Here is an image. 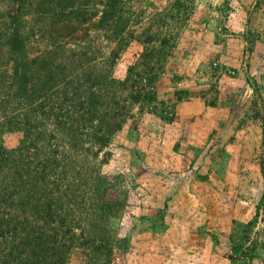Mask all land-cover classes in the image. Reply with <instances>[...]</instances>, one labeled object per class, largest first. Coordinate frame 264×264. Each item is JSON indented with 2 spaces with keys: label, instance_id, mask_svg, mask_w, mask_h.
Returning <instances> with one entry per match:
<instances>
[{
  "label": "rangeland",
  "instance_id": "1",
  "mask_svg": "<svg viewBox=\"0 0 264 264\" xmlns=\"http://www.w3.org/2000/svg\"><path fill=\"white\" fill-rule=\"evenodd\" d=\"M20 1L0 0V149L26 183L0 264L46 236L59 264H264V0ZM57 197L67 226L41 212Z\"/></svg>",
  "mask_w": 264,
  "mask_h": 264
},
{
  "label": "trees",
  "instance_id": "2",
  "mask_svg": "<svg viewBox=\"0 0 264 264\" xmlns=\"http://www.w3.org/2000/svg\"><path fill=\"white\" fill-rule=\"evenodd\" d=\"M16 1L19 3V5L21 4L20 0H16ZM41 11L43 12V10H41ZM17 38H19V36H17L16 34H13L11 36V39L13 42V44H11L12 46L22 44V40L20 39L17 41ZM66 98H68V96ZM30 148H29V150H30ZM21 153H23V158L21 159V161L25 162V165L24 164L23 165H24L26 171H28V178L30 177V179H31L29 169H30L31 165L33 164V162L28 161V157H29L28 156V148L27 147L23 148ZM12 156H13L12 153H10V152L5 153L0 149V186H1L0 203L9 202L8 206L10 208L14 207L12 200L14 197H16L19 194V191L21 189L20 182L22 184H26L25 182L21 181L22 178H21L18 171L15 173V178L13 177V172H11L10 174L7 173V170H9V169L11 170V167H10L11 159H10V157H12ZM44 158L45 157L43 156V153L41 150H38L32 157V159L35 160V164H34L35 166L32 169H39L40 173H41L40 177H37L34 179L35 182H38V181L44 182L45 181V177H44L45 174L48 173V171H50L51 169L53 170V168H54L53 165H55V164L53 163V161L50 159H44ZM26 160H27V162H26ZM32 173L37 174V171L34 170ZM53 191L55 192V190H51L50 192H48V194L51 195V193H53ZM4 193H8V197H4L2 195ZM47 197H52V196H47ZM47 201L48 202L44 204V208L41 211L45 215L46 219L50 223L51 222L54 223L53 217H54V215L57 214V217H59V219H60L59 220L60 224L62 226L63 225L67 226L66 224H67L69 214L67 213L66 216H64V214H63V216H60L58 214V212L63 213V211L64 212H67V211L63 210L62 206H55V205H58L60 198L59 197L51 198V200L47 199ZM53 206H55V207H53ZM12 217H14V216H11V214L8 213L7 217L4 218L6 220H4V219L0 220V237L3 235V233H5L4 228H6L8 226ZM4 221H6V225L4 224ZM65 228H68L66 230V232L69 233L70 232L69 227H65ZM6 229L10 235L16 236V233H15L16 230L13 227L12 228H6ZM53 235H56V232L53 233ZM49 238H53V239L50 240ZM43 241L45 242V244L52 242V245L47 246V248L45 247V249H43L42 251L40 248H37L35 251H32V256L35 259H37V264H59L60 262H58V259L56 261L55 257L57 256L58 252L60 251V249H59L60 247H57L55 245L54 237L53 236H46V238ZM101 248L102 247H99V251H101Z\"/></svg>",
  "mask_w": 264,
  "mask_h": 264
},
{
  "label": "built area",
  "instance_id": "3",
  "mask_svg": "<svg viewBox=\"0 0 264 264\" xmlns=\"http://www.w3.org/2000/svg\"><path fill=\"white\" fill-rule=\"evenodd\" d=\"M210 3L215 4L217 0H208Z\"/></svg>",
  "mask_w": 264,
  "mask_h": 264
}]
</instances>
